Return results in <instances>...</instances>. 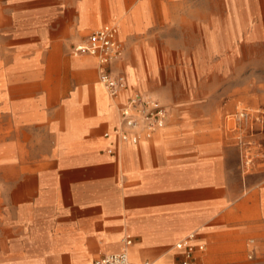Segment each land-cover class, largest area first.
Segmentation results:
<instances>
[{
	"label": "crops",
	"instance_id": "1",
	"mask_svg": "<svg viewBox=\"0 0 264 264\" xmlns=\"http://www.w3.org/2000/svg\"><path fill=\"white\" fill-rule=\"evenodd\" d=\"M123 17L139 27L140 4L0 0V264H94L127 236L135 263L264 264V169L232 178L188 115L137 145L105 136L136 68L114 64L129 89L112 99L97 59L71 50ZM191 233L204 249L188 258L175 246Z\"/></svg>",
	"mask_w": 264,
	"mask_h": 264
},
{
	"label": "rangeland",
	"instance_id": "2",
	"mask_svg": "<svg viewBox=\"0 0 264 264\" xmlns=\"http://www.w3.org/2000/svg\"><path fill=\"white\" fill-rule=\"evenodd\" d=\"M127 1L140 4L142 20L129 33L117 20L124 65L136 68L139 92L167 106L165 129L188 115L189 141L232 178L264 169V0ZM10 47L0 44V68Z\"/></svg>",
	"mask_w": 264,
	"mask_h": 264
},
{
	"label": "built area",
	"instance_id": "3",
	"mask_svg": "<svg viewBox=\"0 0 264 264\" xmlns=\"http://www.w3.org/2000/svg\"><path fill=\"white\" fill-rule=\"evenodd\" d=\"M75 56H91L97 59L100 82L106 88L112 99H117L129 89V83L124 74H115L112 67L123 58L124 46L119 39V26L107 24L90 33L82 42L73 48ZM119 122L113 132L105 133L106 137L114 135L118 141L139 144L144 139H151L165 124L169 117L167 106L161 104L154 96L133 91L126 103L119 105ZM244 114H242L243 116ZM113 154L114 149H108ZM196 234L191 233L176 244V249L186 252L190 258L197 250H203L204 245H196ZM124 248L119 253L108 254L96 260L94 264H152L149 261L135 263L130 260L129 249L133 239L127 236ZM183 264H200L184 262Z\"/></svg>",
	"mask_w": 264,
	"mask_h": 264
},
{
	"label": "bare ground",
	"instance_id": "4",
	"mask_svg": "<svg viewBox=\"0 0 264 264\" xmlns=\"http://www.w3.org/2000/svg\"><path fill=\"white\" fill-rule=\"evenodd\" d=\"M119 23V22H118ZM116 24V23H115ZM120 30H121V28H120Z\"/></svg>",
	"mask_w": 264,
	"mask_h": 264
}]
</instances>
